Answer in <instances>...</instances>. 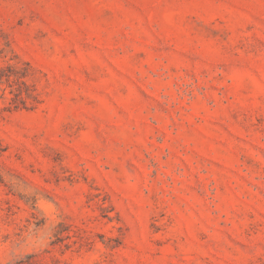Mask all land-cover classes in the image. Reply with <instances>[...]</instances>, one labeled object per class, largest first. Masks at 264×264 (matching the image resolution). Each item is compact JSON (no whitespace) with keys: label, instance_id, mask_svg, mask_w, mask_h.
<instances>
[{"label":"rangeland","instance_id":"rangeland-1","mask_svg":"<svg viewBox=\"0 0 264 264\" xmlns=\"http://www.w3.org/2000/svg\"><path fill=\"white\" fill-rule=\"evenodd\" d=\"M0 81V264H264V0H0Z\"/></svg>","mask_w":264,"mask_h":264},{"label":"trees","instance_id":"trees-1","mask_svg":"<svg viewBox=\"0 0 264 264\" xmlns=\"http://www.w3.org/2000/svg\"><path fill=\"white\" fill-rule=\"evenodd\" d=\"M0 82H2V81H0ZM28 94V93H27Z\"/></svg>","mask_w":264,"mask_h":264}]
</instances>
